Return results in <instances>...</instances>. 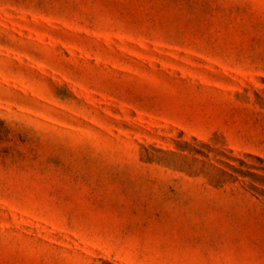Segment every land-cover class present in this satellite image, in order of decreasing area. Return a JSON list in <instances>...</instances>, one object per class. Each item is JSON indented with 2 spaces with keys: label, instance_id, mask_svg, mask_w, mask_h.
<instances>
[{
  "label": "rangeland",
  "instance_id": "obj_1",
  "mask_svg": "<svg viewBox=\"0 0 264 264\" xmlns=\"http://www.w3.org/2000/svg\"><path fill=\"white\" fill-rule=\"evenodd\" d=\"M0 264H264V0H0Z\"/></svg>",
  "mask_w": 264,
  "mask_h": 264
}]
</instances>
